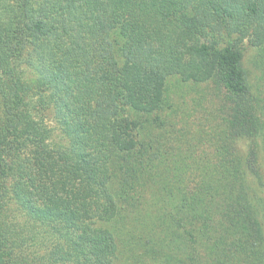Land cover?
<instances>
[{
    "label": "trees",
    "instance_id": "obj_1",
    "mask_svg": "<svg viewBox=\"0 0 264 264\" xmlns=\"http://www.w3.org/2000/svg\"><path fill=\"white\" fill-rule=\"evenodd\" d=\"M0 264H264V0H0Z\"/></svg>",
    "mask_w": 264,
    "mask_h": 264
},
{
    "label": "rangeland",
    "instance_id": "obj_2",
    "mask_svg": "<svg viewBox=\"0 0 264 264\" xmlns=\"http://www.w3.org/2000/svg\"><path fill=\"white\" fill-rule=\"evenodd\" d=\"M248 41H246V46L248 47V49H247V51H246V60H247V62H248V64H249V66L251 67H255V66H253V65H255L254 64V62L256 61V59L259 57L258 56V50H257V48L255 47V46H253V45H251V44H248L247 43ZM198 87L199 86H201V84H198L197 85ZM48 116H47V122H48V124L51 126V127H53V128H55L56 127V123H55V121H54V119H53V116H51V115H53L52 113H49V114H47ZM50 116V117H49ZM57 134H59V131H56L55 132V136L57 135Z\"/></svg>",
    "mask_w": 264,
    "mask_h": 264
}]
</instances>
